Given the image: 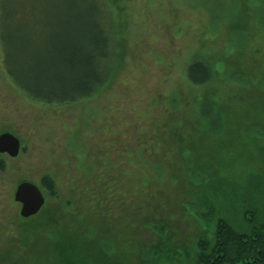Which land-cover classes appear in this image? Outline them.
<instances>
[{
	"label": "rangeland",
	"instance_id": "374dc122",
	"mask_svg": "<svg viewBox=\"0 0 264 264\" xmlns=\"http://www.w3.org/2000/svg\"><path fill=\"white\" fill-rule=\"evenodd\" d=\"M73 1L82 10L58 0V19L77 12L66 15ZM32 2L35 20L53 19L50 2ZM106 4L117 54L94 98L29 99L0 45V135L21 143L16 157L0 154V264H192L219 217L244 223L249 184L264 172V0ZM20 44L32 80L46 43ZM197 56L213 74L201 86L186 70ZM23 182L45 197L29 218L15 200Z\"/></svg>",
	"mask_w": 264,
	"mask_h": 264
},
{
	"label": "trees",
	"instance_id": "16d2710c",
	"mask_svg": "<svg viewBox=\"0 0 264 264\" xmlns=\"http://www.w3.org/2000/svg\"><path fill=\"white\" fill-rule=\"evenodd\" d=\"M47 1L53 19L42 25L33 18L39 11L36 2L0 0L4 69L14 85L33 101L75 104L94 98L110 82L117 54L116 34L110 28L106 0H80L82 10H77L73 1L66 15L77 12L60 19L58 0ZM59 20L63 25L60 35ZM34 40L46 43L47 48L44 59L33 61L31 80L21 69L23 61L15 49L21 42ZM186 70L189 81L197 86L207 84L213 76L210 65L198 56L191 59ZM4 169L5 163L0 159V171ZM41 184L51 196L56 195L51 175H44ZM249 186L254 193L244 199L248 203L244 223L237 227L227 218L219 217L213 236L199 240L192 264H264V172L261 179L260 174L253 178Z\"/></svg>",
	"mask_w": 264,
	"mask_h": 264
},
{
	"label": "water",
	"instance_id": "95a60500",
	"mask_svg": "<svg viewBox=\"0 0 264 264\" xmlns=\"http://www.w3.org/2000/svg\"><path fill=\"white\" fill-rule=\"evenodd\" d=\"M20 150V140L14 134L0 135V154L8 153L12 157H16ZM15 200L22 204L20 213L24 218L36 215L45 204L42 190L30 182H23L17 187Z\"/></svg>",
	"mask_w": 264,
	"mask_h": 264
}]
</instances>
